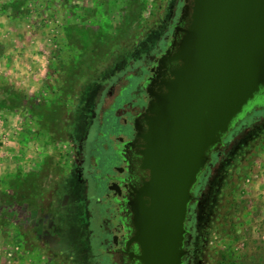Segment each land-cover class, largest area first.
I'll list each match as a JSON object with an SVG mask.
<instances>
[{
    "label": "rangeland",
    "instance_id": "rangeland-1",
    "mask_svg": "<svg viewBox=\"0 0 264 264\" xmlns=\"http://www.w3.org/2000/svg\"><path fill=\"white\" fill-rule=\"evenodd\" d=\"M181 5L0 0V131L7 137L0 143V264L53 259L38 242L34 208L22 203L28 159L38 175L53 171L48 161L68 165L66 151L71 135L81 132L86 99L111 86L124 90L128 74L141 81L169 43ZM254 104L259 107L229 134L237 146L220 156L232 168L234 193L225 224L212 231L209 256L224 264H264V94L248 109ZM76 233L64 231V244L83 250Z\"/></svg>",
    "mask_w": 264,
    "mask_h": 264
},
{
    "label": "water",
    "instance_id": "water-1",
    "mask_svg": "<svg viewBox=\"0 0 264 264\" xmlns=\"http://www.w3.org/2000/svg\"><path fill=\"white\" fill-rule=\"evenodd\" d=\"M145 85L129 146L141 264H181L192 188L233 120L264 89V0H182Z\"/></svg>",
    "mask_w": 264,
    "mask_h": 264
},
{
    "label": "flooded vegetation",
    "instance_id": "flooded-vegetation-1",
    "mask_svg": "<svg viewBox=\"0 0 264 264\" xmlns=\"http://www.w3.org/2000/svg\"><path fill=\"white\" fill-rule=\"evenodd\" d=\"M153 66L136 84L130 81L134 75L128 74L131 78L122 91V85L111 86L97 98L92 95L86 99L81 132L71 135L66 151L67 166H61L59 160L48 161L53 171L38 175L28 159L22 203L34 208L33 224L40 247L53 255L46 264H73L74 260L82 264H141L138 244L131 240L132 213L127 207L130 186L138 181L137 156L129 142L134 137L135 120L146 106L145 85ZM263 94L264 89L255 98ZM248 104L233 120L221 145L211 151L192 188L193 200L184 220L185 254L181 264H224L222 258L209 256L212 231L225 224L227 204L234 193L232 168L220 156L223 150L230 152L237 146L235 138L229 137L231 130L259 107L254 104L248 109ZM70 228L77 232L83 250L65 246L63 234Z\"/></svg>",
    "mask_w": 264,
    "mask_h": 264
},
{
    "label": "built area",
    "instance_id": "built-area-1",
    "mask_svg": "<svg viewBox=\"0 0 264 264\" xmlns=\"http://www.w3.org/2000/svg\"><path fill=\"white\" fill-rule=\"evenodd\" d=\"M7 142L6 134L0 131V143L5 144ZM11 253H8V257H11Z\"/></svg>",
    "mask_w": 264,
    "mask_h": 264
}]
</instances>
